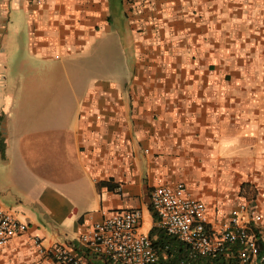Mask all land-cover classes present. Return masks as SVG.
<instances>
[{"label":"crops","instance_id":"1","mask_svg":"<svg viewBox=\"0 0 264 264\" xmlns=\"http://www.w3.org/2000/svg\"><path fill=\"white\" fill-rule=\"evenodd\" d=\"M114 13L133 55L109 77L80 51ZM263 28L264 0H0V204L28 225L0 264H53L56 244L113 264L81 235L134 208L149 235L152 190L179 182L211 220L251 202L264 240Z\"/></svg>","mask_w":264,"mask_h":264},{"label":"built area","instance_id":"2","mask_svg":"<svg viewBox=\"0 0 264 264\" xmlns=\"http://www.w3.org/2000/svg\"><path fill=\"white\" fill-rule=\"evenodd\" d=\"M151 207L157 226L189 244L196 256L215 259L223 251L233 254V247H237L239 264H264L258 235L246 220L251 218L255 223L262 220L251 202L229 209L228 220H211L206 203L179 182L155 187L151 192ZM142 219L143 212L138 208L114 211L85 231L81 242L113 264H156L158 254L152 238L139 231ZM27 229L26 223L0 204V247ZM34 243L40 253L45 252L40 239L35 238ZM49 253L53 264H89L65 244L54 245Z\"/></svg>","mask_w":264,"mask_h":264},{"label":"rangeland","instance_id":"3","mask_svg":"<svg viewBox=\"0 0 264 264\" xmlns=\"http://www.w3.org/2000/svg\"><path fill=\"white\" fill-rule=\"evenodd\" d=\"M123 1L126 7L127 0ZM127 17L128 15L125 13H114L113 19L110 21L112 25V37L108 38V40H102L101 37H98L96 43L91 45V48L89 47L80 51V55L85 58V64L87 66L89 64L88 70H96L97 72H102L105 76L111 77V74L114 73L116 69H118L117 72L119 73L122 68H124L123 60H125L127 56L133 55L131 47L128 48L122 43L126 41L128 31L130 39L132 38L131 31L128 30L127 25L124 24L127 21ZM263 30H260L258 35H260ZM119 33H121V36L124 34L125 38H122L124 39L123 41L119 38ZM262 48L263 47H261V49ZM95 61L97 63V68L95 66L90 67L91 63L94 64ZM109 77H106V79L112 80V78ZM257 196L258 190L250 191V199H255Z\"/></svg>","mask_w":264,"mask_h":264},{"label":"trees","instance_id":"4","mask_svg":"<svg viewBox=\"0 0 264 264\" xmlns=\"http://www.w3.org/2000/svg\"><path fill=\"white\" fill-rule=\"evenodd\" d=\"M154 217H157L154 213ZM153 245L158 254V262L156 264H239L237 256V247H233V254L221 252L215 259H206L196 256L191 246L178 238L171 236L163 228L155 225L150 232ZM260 254L264 255V240L258 239Z\"/></svg>","mask_w":264,"mask_h":264}]
</instances>
